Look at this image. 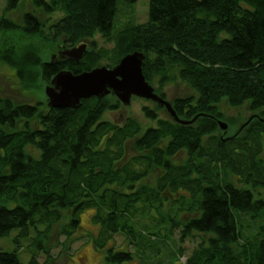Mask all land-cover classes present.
<instances>
[{
	"label": "trees",
	"instance_id": "1",
	"mask_svg": "<svg viewBox=\"0 0 264 264\" xmlns=\"http://www.w3.org/2000/svg\"><path fill=\"white\" fill-rule=\"evenodd\" d=\"M20 1L5 0L3 14ZM26 1L59 17L46 35L35 12H23L19 26L0 17V61L25 86L140 52L155 93L165 98L163 88L180 80L192 93L171 106L181 119L197 117L180 125L156 117L163 108L153 103L142 111L155 124L138 134L132 117H102L120 108L112 93L74 110L0 95V238L16 230L13 242L26 243L25 262L16 247L0 249V264H46L38 257L49 256L54 225L66 248L84 239L107 264H264V0H148L145 22L116 27L120 8L137 0ZM10 33L58 49L88 45L77 62L50 63L45 50H17ZM222 106L254 115L235 135L240 125L229 119L219 137ZM85 210L92 230L80 225Z\"/></svg>",
	"mask_w": 264,
	"mask_h": 264
},
{
	"label": "rangeland",
	"instance_id": "2",
	"mask_svg": "<svg viewBox=\"0 0 264 264\" xmlns=\"http://www.w3.org/2000/svg\"><path fill=\"white\" fill-rule=\"evenodd\" d=\"M147 3L148 0H137L133 8L130 9H124V7L120 8L119 14L115 18L114 26H121L123 23L130 18H132L133 23H143L147 20ZM5 5V0H0V17L4 15L5 18L12 20L16 25L21 24V14L23 12H35V15L43 22L44 24V34L46 35V27L49 26L50 23L57 20L59 17V13L53 12L51 14H44L39 10L33 9V7L26 1L21 0L18 2V6L16 9H14L12 12H6L3 14V8ZM16 33V32H15ZM9 33H4V37L6 39L7 35ZM8 39L11 37H15L14 39V47H17V50L20 49L21 51L24 50V48H31V46L34 47V50L39 53L40 51L45 50L44 53L41 54V56L44 59H50L52 55H55L57 53V50H59L56 47L46 45L43 39L40 43L37 39L33 38H20L19 34H11ZM41 39L42 37H37ZM95 40L97 41V46H106L111 47L110 43H104L100 40L99 36L95 37ZM7 40H0V44L6 42ZM87 43V41H86ZM88 44H86L87 46ZM30 46V47H29ZM62 46V45H61ZM23 49V50H22ZM102 64H105L104 61H101ZM37 79V78H36ZM35 79V80H36ZM39 83V88L36 86V81L30 85L25 86V83H21L15 74V70L11 68L9 65L4 64L0 61V95L6 96L11 98L15 103L17 102H29L32 104H36L37 102H41V110H45L46 106V97L44 94V88L46 85L49 84V82L40 81L37 79ZM37 83V85H38ZM28 87V88H27ZM162 92L164 93V96L167 100H171L173 97L176 96H185L188 94H191L192 91L180 80H176L172 83L167 84ZM120 103V102H119ZM146 106L148 108H154V104L148 100L140 99L132 97L130 104L128 106H123L120 104V108L113 112H105L102 116L104 119H107L109 121H120L121 119H124L125 117H132L135 119L139 124V133L141 134L146 128L152 126L155 124L154 119L146 118L142 107ZM49 108V107H48ZM221 111L224 115V120L227 124V129L229 127L228 123L234 122V126L237 127L238 125L243 124L248 117L254 115V113H250L247 108L244 106L230 109H225L223 106L220 107ZM40 110V109H39ZM156 117L158 118H168L166 112L164 110H158L155 111ZM236 116V117H232ZM229 119L231 121H229ZM229 121V122H228ZM233 125V124H232ZM234 129V128H233ZM233 129L230 130L228 136L232 133ZM236 129V128H235ZM220 132V130H219ZM217 135V133H215ZM262 141V147H261V158L264 161V133L261 136ZM31 150V149H30ZM34 151V150H31ZM127 153H131V146L128 144L127 146ZM92 211L91 210H85L81 214L80 219V225L85 229H93L92 224L90 223V217H91ZM59 225H54L52 228V232L50 234V247L48 245V257L46 255H41L38 257L39 263L46 260V264H107L103 259V252L98 251L94 249L90 242H87L84 239H76L66 248V244L63 243L64 237L61 235H58ZM17 234L16 230H13L8 236L0 238V249L2 250H11L16 249L17 244L13 242V237ZM176 236V235H175ZM116 244H119V242L122 240V237L117 235L115 236ZM63 244V245H62ZM193 246V243L186 240L182 247L186 249V253L188 254ZM24 248H26V243L24 240L19 241V245L17 247V251L20 252V259L21 262H25V255H23ZM49 248V249H48ZM22 253V254H21ZM185 256L183 255L180 257L181 261H184ZM137 263V262H136ZM135 262H131L128 264H136Z\"/></svg>",
	"mask_w": 264,
	"mask_h": 264
},
{
	"label": "water",
	"instance_id": "3",
	"mask_svg": "<svg viewBox=\"0 0 264 264\" xmlns=\"http://www.w3.org/2000/svg\"><path fill=\"white\" fill-rule=\"evenodd\" d=\"M86 50V42L72 47H61L55 55L50 58V63L57 59H68L74 62L82 58ZM144 55L140 52H132L119 59L112 67L98 65L94 68L80 73H72L69 70L58 71L44 88L46 106L49 108L79 107L81 100L95 97L102 99L112 93L123 105L128 106L131 98H140L162 106L169 118L180 125H190L197 117L190 120L179 118L171 103L166 98L155 93L153 86L146 81L142 74V63ZM252 118L241 124L234 135ZM220 130L219 137L227 132V124L221 120L217 121ZM233 137V136H231Z\"/></svg>",
	"mask_w": 264,
	"mask_h": 264
}]
</instances>
